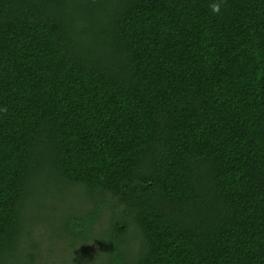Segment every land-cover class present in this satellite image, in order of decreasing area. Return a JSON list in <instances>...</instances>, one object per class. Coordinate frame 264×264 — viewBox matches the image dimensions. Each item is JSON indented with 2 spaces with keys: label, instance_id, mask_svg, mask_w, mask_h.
<instances>
[{
  "label": "trees",
  "instance_id": "obj_1",
  "mask_svg": "<svg viewBox=\"0 0 264 264\" xmlns=\"http://www.w3.org/2000/svg\"><path fill=\"white\" fill-rule=\"evenodd\" d=\"M45 218L73 264H264V0H0V264Z\"/></svg>",
  "mask_w": 264,
  "mask_h": 264
},
{
  "label": "rangeland",
  "instance_id": "obj_2",
  "mask_svg": "<svg viewBox=\"0 0 264 264\" xmlns=\"http://www.w3.org/2000/svg\"><path fill=\"white\" fill-rule=\"evenodd\" d=\"M55 211L47 210L42 212V217L44 215H61L60 207L57 203H54ZM46 217V216H45ZM46 220V221H45ZM45 220L39 219L36 224L29 228V237L27 242L30 240L36 246V249L33 250L36 254L35 264H73L71 261L73 255L78 254V245L75 249H72L67 237H63L59 234L53 232L52 227L48 225L49 222L47 218ZM91 248V247H90Z\"/></svg>",
  "mask_w": 264,
  "mask_h": 264
},
{
  "label": "clouds",
  "instance_id": "obj_3",
  "mask_svg": "<svg viewBox=\"0 0 264 264\" xmlns=\"http://www.w3.org/2000/svg\"><path fill=\"white\" fill-rule=\"evenodd\" d=\"M221 2H222V0H221ZM211 8H212V11H213L215 14H218L219 11H220V4H219V3H217V4H213V5L211 6Z\"/></svg>",
  "mask_w": 264,
  "mask_h": 264
}]
</instances>
